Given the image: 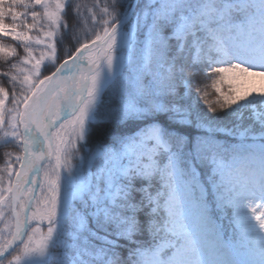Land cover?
I'll use <instances>...</instances> for the list:
<instances>
[{
  "label": "snow or ice",
  "instance_id": "1",
  "mask_svg": "<svg viewBox=\"0 0 264 264\" xmlns=\"http://www.w3.org/2000/svg\"><path fill=\"white\" fill-rule=\"evenodd\" d=\"M0 38V264H264V0H0Z\"/></svg>",
  "mask_w": 264,
  "mask_h": 264
},
{
  "label": "trees",
  "instance_id": "2",
  "mask_svg": "<svg viewBox=\"0 0 264 264\" xmlns=\"http://www.w3.org/2000/svg\"><path fill=\"white\" fill-rule=\"evenodd\" d=\"M93 1L94 0H72V3L73 4L80 3V4L84 5L83 2H87V3H90V5H92ZM67 11H68V15H67L66 19H67V21L69 23V34H70L72 27L76 24V20H75V18L73 16L72 9L69 8ZM8 22H10V21H8ZM29 23H31L30 20H29ZM62 32H63V29H62ZM33 33H36V32L34 31ZM0 40H2V42L5 43V44H14V46H16L17 49H18L19 55L22 56L24 54L22 48L19 45H16L15 42H13L10 38H0ZM65 42H66L67 46L72 48V50L75 48V44L70 39V35H66L65 36ZM57 47H58V55L60 57V59L58 61H60L61 58H63V55H64V45L58 44ZM15 59L16 58H14L13 61H10V62H15ZM8 67H9V63H6V62L0 60V72L6 71L8 69ZM52 68H53L52 66H49L47 68H42L41 76L48 74L52 70ZM196 79H197L198 82H202L204 80L203 74L201 73L198 77H196ZM0 85H3L9 92V103H8V106L10 107L11 106L10 99H11L12 87L9 84L7 77L0 75ZM193 87H195V85ZM209 92L211 93L212 90L209 89ZM209 98L210 99L214 98V94L212 93ZM202 107H203V105H202ZM6 150L13 152V151H16L17 149H16V147L14 145H9L7 148L0 147V164L4 163L3 153Z\"/></svg>",
  "mask_w": 264,
  "mask_h": 264
},
{
  "label": "rangeland",
  "instance_id": "3",
  "mask_svg": "<svg viewBox=\"0 0 264 264\" xmlns=\"http://www.w3.org/2000/svg\"><path fill=\"white\" fill-rule=\"evenodd\" d=\"M215 95V94H214ZM17 166V165H16ZM17 168H18V166H17Z\"/></svg>",
  "mask_w": 264,
  "mask_h": 264
}]
</instances>
